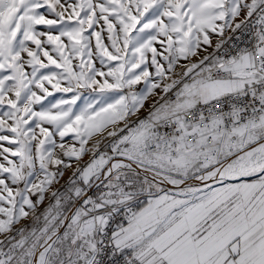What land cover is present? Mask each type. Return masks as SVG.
I'll use <instances>...</instances> for the list:
<instances>
[{
  "label": "snow or ice",
  "instance_id": "1",
  "mask_svg": "<svg viewBox=\"0 0 264 264\" xmlns=\"http://www.w3.org/2000/svg\"><path fill=\"white\" fill-rule=\"evenodd\" d=\"M0 264H264V0H0Z\"/></svg>",
  "mask_w": 264,
  "mask_h": 264
},
{
  "label": "rangeland",
  "instance_id": "2",
  "mask_svg": "<svg viewBox=\"0 0 264 264\" xmlns=\"http://www.w3.org/2000/svg\"><path fill=\"white\" fill-rule=\"evenodd\" d=\"M56 98H59V96L61 95L60 93H55L54 94ZM48 99H52V97H49Z\"/></svg>",
  "mask_w": 264,
  "mask_h": 264
},
{
  "label": "crops",
  "instance_id": "3",
  "mask_svg": "<svg viewBox=\"0 0 264 264\" xmlns=\"http://www.w3.org/2000/svg\"><path fill=\"white\" fill-rule=\"evenodd\" d=\"M67 177H65V179H66Z\"/></svg>",
  "mask_w": 264,
  "mask_h": 264
}]
</instances>
